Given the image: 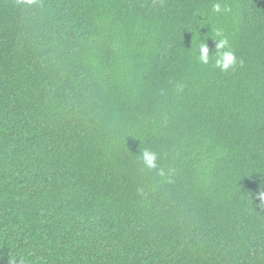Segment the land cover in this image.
<instances>
[{
	"label": "trees",
	"instance_id": "trees-1",
	"mask_svg": "<svg viewBox=\"0 0 264 264\" xmlns=\"http://www.w3.org/2000/svg\"><path fill=\"white\" fill-rule=\"evenodd\" d=\"M0 264H264V0H0Z\"/></svg>",
	"mask_w": 264,
	"mask_h": 264
},
{
	"label": "clouds",
	"instance_id": "clouds-1",
	"mask_svg": "<svg viewBox=\"0 0 264 264\" xmlns=\"http://www.w3.org/2000/svg\"><path fill=\"white\" fill-rule=\"evenodd\" d=\"M21 3L26 5H33L36 0H21ZM215 12H220L221 8L219 4H216L213 9ZM217 36L220 37L216 40V50H215V62L214 66L221 72H228L230 69L234 68L237 64V58L234 51L231 50L229 40L224 37L220 32H217ZM208 47L206 43L200 42L198 50V61L200 64L208 65L210 63V57ZM141 159L145 168L151 170L157 167L156 159L157 155L155 152L145 149L141 153ZM163 175V172H161Z\"/></svg>",
	"mask_w": 264,
	"mask_h": 264
}]
</instances>
